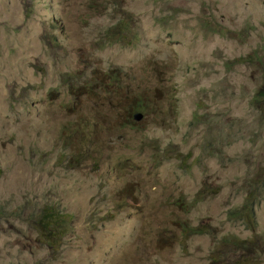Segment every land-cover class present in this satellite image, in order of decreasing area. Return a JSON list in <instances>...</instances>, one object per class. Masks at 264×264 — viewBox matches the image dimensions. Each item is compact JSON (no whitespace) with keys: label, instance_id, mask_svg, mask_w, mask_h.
Returning a JSON list of instances; mask_svg holds the SVG:
<instances>
[{"label":"rangeland","instance_id":"rangeland-1","mask_svg":"<svg viewBox=\"0 0 264 264\" xmlns=\"http://www.w3.org/2000/svg\"><path fill=\"white\" fill-rule=\"evenodd\" d=\"M105 1L0 0V264H217L209 236L174 224L171 201L199 188L192 222L264 264V193L247 186L264 176V96L250 104L264 90V0ZM110 69L119 102L88 99L90 76ZM88 119L90 140L75 133ZM47 203L56 248L32 226Z\"/></svg>","mask_w":264,"mask_h":264},{"label":"trees","instance_id":"trees-1","mask_svg":"<svg viewBox=\"0 0 264 264\" xmlns=\"http://www.w3.org/2000/svg\"><path fill=\"white\" fill-rule=\"evenodd\" d=\"M107 2L105 0H100L97 2L96 6V0H89V7L93 9L94 11H97L99 9H103L105 4ZM246 62V61H245ZM250 64V61L246 62ZM252 66L249 65V69ZM255 97H252L253 99L250 100L251 105H255V110H259L262 103V96H264V90L260 89L257 92ZM140 102V101H137ZM130 104H127L128 106ZM132 107V104H131ZM134 110L127 109L126 111L134 113H144V109L141 107V105H134ZM264 108V107H263ZM261 109V117L260 122L263 124L264 122V109ZM88 125L87 130H81L79 127L82 125V120H80L79 127L75 129V133L81 132L84 136H86L89 140L91 139L93 134H96V129L93 132V129L95 127V120L94 119H88L85 122ZM93 132V133H92ZM249 183H247V186L249 187L248 196L253 197L256 192L260 189V183L258 180L252 178ZM195 198L193 200H190L187 198L185 194H179V199L176 201H173L172 203H176L180 207V210L184 214V217L179 220L180 216H177L174 219V222L176 224H179L183 231L186 233V236H192V235H207L211 239L214 240V247H213V260L220 262V264H228V254L236 257H246L248 255L247 252H242L236 248H233V246H230L229 243H234L235 246L238 245V242L241 240L236 235L229 234L228 232L222 233L220 231L214 230L211 228L209 224H203V223H193L192 219L190 217V211L197 205V203H200V201L203 199V195H205V191H203L202 188H199L196 191ZM57 207L53 205V203H47V205H43L40 207L38 211H33L32 215V226L34 228L39 227L45 230L47 234H45V243H47L49 248H56V245L60 241V239L63 238L62 233H58L55 228L52 227V225H60V222L58 221V215H56ZM242 212H249L250 208L248 206H244L240 209ZM233 212L231 213V215ZM69 216H72L68 214ZM244 242H248L246 240H243ZM230 264H234L231 262Z\"/></svg>","mask_w":264,"mask_h":264},{"label":"clouds","instance_id":"clouds-1","mask_svg":"<svg viewBox=\"0 0 264 264\" xmlns=\"http://www.w3.org/2000/svg\"><path fill=\"white\" fill-rule=\"evenodd\" d=\"M98 72H99L98 75L100 76V78L97 80L95 76H90L91 80L85 85V87L83 89V90H85V93L88 95V99L89 98H96V99H99V102H102L104 100L110 101V103L119 102L120 90L126 86L125 82H123V80H118L115 77V75L112 73L111 69L107 70V71L99 70ZM93 73H96V70H93ZM101 78H104V79L112 78L113 82H111V84L108 87V84H102V82L100 80ZM126 108L132 110L131 105L126 106ZM73 110H76V108L74 106H73ZM105 112H106V110L104 111V113ZM137 114L142 115V113L133 114V117L136 119H138L136 117ZM259 122H260V120H259ZM121 123L124 127H130V125H128V123L126 122V119L124 116H123ZM253 178L258 180L260 183V189L258 190V192L264 193V176H258L256 174H253ZM181 193L185 194L187 196L186 193H183V192H181ZM171 202H173V201H171ZM200 203H202V202H200ZM200 203H197V205L190 211V214L192 211H194L198 207V205H200ZM70 215H72V214H70ZM174 224L176 225L175 222H174ZM184 236L186 238L190 237V236H186V235H184ZM192 236H207V235H192ZM211 240H213V239H211ZM213 247H214V240H213V244H211V250H213ZM238 247H239V244L237 246H235L234 248H236L242 252H247L248 255L246 257H236V256H232V255L228 254V261L229 262H234L236 259L240 260L242 258H247L249 260V264H258V253L260 252L259 249H256L250 242L240 246L239 248ZM251 255L253 256L252 258H250ZM215 263L220 264V262H218V261H215Z\"/></svg>","mask_w":264,"mask_h":264},{"label":"water","instance_id":"water-1","mask_svg":"<svg viewBox=\"0 0 264 264\" xmlns=\"http://www.w3.org/2000/svg\"><path fill=\"white\" fill-rule=\"evenodd\" d=\"M141 116H142L141 114H137V115H136V117H137L138 119H140Z\"/></svg>","mask_w":264,"mask_h":264}]
</instances>
